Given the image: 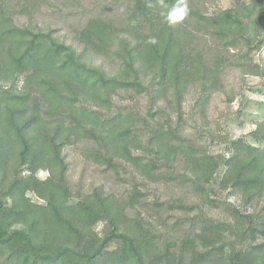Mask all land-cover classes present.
Returning a JSON list of instances; mask_svg holds the SVG:
<instances>
[{
	"label": "trees",
	"instance_id": "obj_1",
	"mask_svg": "<svg viewBox=\"0 0 264 264\" xmlns=\"http://www.w3.org/2000/svg\"><path fill=\"white\" fill-rule=\"evenodd\" d=\"M31 1L0 0V264H264L258 214L234 209L240 219L233 233L204 218L194 237L161 242L128 215L140 191L124 202L97 187L75 200L62 156L68 145L94 142L96 160H123L154 181L156 166L136 155L143 145L131 117L103 119L90 107L110 112L116 94L133 91L150 97L155 115L182 117L194 87L195 113L204 115L229 69L263 76L251 56L264 47V0H237L212 15L187 0L190 14L176 26L165 20L174 0H128L121 23L88 20L76 37L80 50L50 31L16 26L14 14L27 11ZM89 54L118 65L116 72L92 65ZM20 76V91L1 86H14ZM158 126L149 140L154 154L168 164L184 161L204 204H215L209 192L220 170V189L234 190L244 206L264 199V120L249 138L230 140L225 155L202 153L186 140L176 144V131ZM42 170L49 173L45 180L38 178ZM29 192L43 202H33ZM228 233L241 240L239 247L229 244Z\"/></svg>",
	"mask_w": 264,
	"mask_h": 264
},
{
	"label": "rangeland",
	"instance_id": "obj_2",
	"mask_svg": "<svg viewBox=\"0 0 264 264\" xmlns=\"http://www.w3.org/2000/svg\"><path fill=\"white\" fill-rule=\"evenodd\" d=\"M189 1L205 15L233 8L237 2ZM128 11V0H32L27 11L14 14L13 23L20 28L28 26L43 32L50 31L55 38L79 49L76 37L88 20L102 18L121 23ZM251 58L263 76L245 75L238 69H229L223 76L222 91L212 96L202 116L196 115L193 107L199 96L197 88L194 87L187 94L182 117H168V114L159 111L155 115L156 109L151 105L150 97L133 91L116 94L110 112L97 106L90 107L102 113L103 119L113 117V121L121 114L131 117L129 125L133 126L136 137L143 145V149L136 151V155L144 162L156 166L155 179L153 181L141 176L139 170L123 160H116L112 164L109 161L105 163L96 160L98 145L86 140L80 141L64 147L62 151L68 167L66 179L72 194L77 197L75 200L92 193L97 187H103L106 194L127 202L136 189L143 196L139 197L134 208L128 209V215L142 220L161 242L182 241L190 235L194 237L199 233L204 218L224 224L233 233L237 220L240 219L234 216V209L243 213L254 212L263 220L264 199L250 208L244 206L240 195L234 190L220 189L219 176L222 170L210 187L209 193L213 194L211 200L215 204H204L193 182L186 176L184 161L168 164L166 160H159L149 144L151 132L158 125L176 131V144H179L178 140H186L200 152L213 155L229 154L230 140L249 138L250 133L256 129V124L264 120V47L255 51ZM87 60L94 66L103 65L111 74L118 67L115 64L110 66L94 54H89ZM1 86L20 91L25 86V77L20 76L14 86L11 82H1ZM227 96L233 98L232 103ZM48 176L49 173L45 170L38 173L40 180H45ZM28 196L33 202H43L33 193L29 192ZM97 231L103 235V223L97 226ZM230 233L229 244L239 247L241 240Z\"/></svg>",
	"mask_w": 264,
	"mask_h": 264
},
{
	"label": "clouds",
	"instance_id": "obj_3",
	"mask_svg": "<svg viewBox=\"0 0 264 264\" xmlns=\"http://www.w3.org/2000/svg\"><path fill=\"white\" fill-rule=\"evenodd\" d=\"M163 3V0H161ZM151 7V3L148 5ZM190 14V8L187 0H174V3L167 7L165 20L169 26H176L186 20ZM156 43L155 39L150 41Z\"/></svg>",
	"mask_w": 264,
	"mask_h": 264
}]
</instances>
